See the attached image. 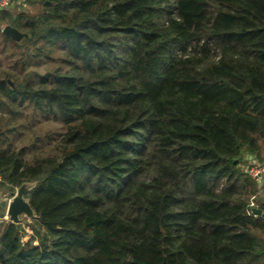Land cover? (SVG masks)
Masks as SVG:
<instances>
[{
  "label": "trees",
  "instance_id": "obj_1",
  "mask_svg": "<svg viewBox=\"0 0 264 264\" xmlns=\"http://www.w3.org/2000/svg\"><path fill=\"white\" fill-rule=\"evenodd\" d=\"M24 3L0 18L60 63L0 71V187L33 212L0 227V264H264L243 168L264 163V0ZM27 107L62 124L49 151L12 139Z\"/></svg>",
  "mask_w": 264,
  "mask_h": 264
},
{
  "label": "rangeland",
  "instance_id": "obj_2",
  "mask_svg": "<svg viewBox=\"0 0 264 264\" xmlns=\"http://www.w3.org/2000/svg\"><path fill=\"white\" fill-rule=\"evenodd\" d=\"M2 11L13 15L18 13H26L27 15L34 16L41 11V6L40 4L25 5V3L23 5H19L13 1L9 7L1 9L0 13ZM7 25L11 26L7 17L0 18V71L10 72L21 76L24 75L25 72L44 73L57 67V65L60 63L58 60L60 54L57 52V49H53L51 56L48 58L32 57L31 55L29 56V53H31V48L27 50L20 45L23 38L22 32L20 30V37L18 39H12L10 36L3 34L2 30ZM6 37H8L9 40L5 39ZM21 55H23V58L26 62V68L23 72H19L20 64H16L18 57H21ZM21 111L22 113L17 118L18 121H13L10 124L12 127H17V132H15L14 136H12V139H15L16 146L18 148L22 146L30 147L31 151H33L35 147H40L41 149L49 151L50 146L46 143L47 141H51L53 144L56 141V139L59 137V134L62 132V124L51 116L43 117L37 114L29 107L23 108ZM0 115H4V117L8 116L6 111H0ZM18 124H21V126H18ZM33 144H35L34 149H31ZM31 151L28 152V156L30 155ZM256 183L259 187V194L263 195L262 186H264V184H260L258 182ZM1 189L2 188L0 187V190ZM17 190L18 188H16L11 194L7 191L3 192V194L0 195V199L6 200L10 197H16ZM20 198L25 199L22 196ZM32 216L33 214H31L29 209H26L22 211L17 217L18 221L16 223H21L26 233H31V230L28 228L26 223H29ZM8 221L14 222L11 220L9 215L6 217H0V227H3V225Z\"/></svg>",
  "mask_w": 264,
  "mask_h": 264
},
{
  "label": "water",
  "instance_id": "obj_3",
  "mask_svg": "<svg viewBox=\"0 0 264 264\" xmlns=\"http://www.w3.org/2000/svg\"><path fill=\"white\" fill-rule=\"evenodd\" d=\"M3 34L10 36L12 39H18L20 37V32L12 27V26H5L2 30ZM24 197L23 196V189L22 188H18L17 190V196L14 197L12 199V201L10 203L7 204L6 200H0V217H2L4 215V211L6 210L7 215L10 216L11 220H13L14 222H17V217L18 215L24 211V210H28L31 212V214H33L28 201L23 198L20 197ZM258 212H260L258 210Z\"/></svg>",
  "mask_w": 264,
  "mask_h": 264
},
{
  "label": "built area",
  "instance_id": "obj_4",
  "mask_svg": "<svg viewBox=\"0 0 264 264\" xmlns=\"http://www.w3.org/2000/svg\"><path fill=\"white\" fill-rule=\"evenodd\" d=\"M13 1L15 3H23L24 0H0V10L6 7H9ZM244 171L246 174L251 177L253 180L260 184H264V163L259 162L254 157L253 158H245L243 164ZM13 197L7 198V204L12 201ZM7 216L6 210L4 211L3 217Z\"/></svg>",
  "mask_w": 264,
  "mask_h": 264
},
{
  "label": "crops",
  "instance_id": "obj_5",
  "mask_svg": "<svg viewBox=\"0 0 264 264\" xmlns=\"http://www.w3.org/2000/svg\"><path fill=\"white\" fill-rule=\"evenodd\" d=\"M246 158H253V157H248V156H247ZM0 191H1V190H0ZM1 194H3V191L0 192V195H1ZM0 200H1V199H0Z\"/></svg>",
  "mask_w": 264,
  "mask_h": 264
}]
</instances>
